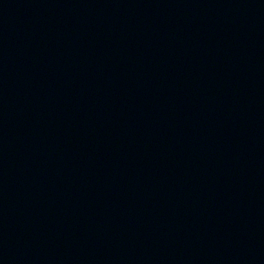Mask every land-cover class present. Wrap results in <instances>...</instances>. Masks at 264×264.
Listing matches in <instances>:
<instances>
[{
  "label": "water",
  "instance_id": "water-1",
  "mask_svg": "<svg viewBox=\"0 0 264 264\" xmlns=\"http://www.w3.org/2000/svg\"><path fill=\"white\" fill-rule=\"evenodd\" d=\"M0 264H264V0H0Z\"/></svg>",
  "mask_w": 264,
  "mask_h": 264
}]
</instances>
